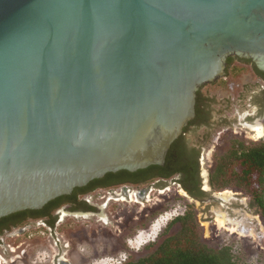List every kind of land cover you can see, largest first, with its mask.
<instances>
[{"label": "water", "instance_id": "1", "mask_svg": "<svg viewBox=\"0 0 264 264\" xmlns=\"http://www.w3.org/2000/svg\"><path fill=\"white\" fill-rule=\"evenodd\" d=\"M231 56L264 71V0H0V219L164 166Z\"/></svg>", "mask_w": 264, "mask_h": 264}, {"label": "flooded vegetation", "instance_id": "2", "mask_svg": "<svg viewBox=\"0 0 264 264\" xmlns=\"http://www.w3.org/2000/svg\"><path fill=\"white\" fill-rule=\"evenodd\" d=\"M230 58L231 63L228 61ZM236 64L252 66L259 78V84L251 87L249 83H245L236 88L230 85L232 89L235 88V96L231 101L223 104L225 100L223 102L216 100L215 111L209 114V108L206 107L204 120L195 122L187 131L190 134L187 135L190 144L185 145V159L190 162L189 164L197 163V185L205 192H210L211 188L210 170L205 169L204 164L213 161V155L212 151L192 135L193 131L202 126L201 134L206 132L212 134L220 128H223L225 134L229 133L232 130L231 125L236 123H229L226 114L234 105L239 108L238 112L247 111L245 119L248 122L254 124L258 121L264 125V71L259 70L249 59L231 56L226 62V75L215 83L225 80L233 68L241 69ZM255 68L263 75H258ZM261 128L264 131V126ZM253 130L257 133V130ZM219 139H222V136H219ZM193 145L196 146V152L191 153L190 147ZM119 172L107 173L104 177L95 179L77 190L75 188L71 194L60 197L58 203L62 205L55 209L44 206L39 209L42 210L40 213L28 212L39 210H26L1 218L0 264H38L39 254L45 252L44 249L53 256L52 264H94L103 258L118 259L121 254H127L125 261L135 258L129 250L134 230L145 225L157 212L156 208H152L155 202L150 204L148 195L154 189L163 191L173 183L179 186L186 196L190 195L177 182L180 175L170 179L162 177L143 179L147 173L132 177L115 175ZM205 175L207 183L204 182ZM214 194L203 201H194L202 205L212 203L219 205L220 200ZM116 205L119 208L116 209ZM140 205L143 206L142 209L137 210L136 207ZM72 220L76 223L89 222L91 226L80 224L74 227L70 225Z\"/></svg>", "mask_w": 264, "mask_h": 264}, {"label": "trees", "instance_id": "3", "mask_svg": "<svg viewBox=\"0 0 264 264\" xmlns=\"http://www.w3.org/2000/svg\"><path fill=\"white\" fill-rule=\"evenodd\" d=\"M228 61L231 63L232 59ZM255 71L258 75H263L257 68ZM202 89L203 87L197 94L196 117L185 128L183 135L172 144L164 166L155 165L135 173L124 170L115 175L132 177L147 173L143 179L155 177L170 179L180 175L177 182L195 201H203L214 192L226 190L242 192L251 197L252 207L264 220V138L249 142L237 137L230 138L228 150L222 154H215V163L209 174L211 191H202L197 185V163L189 164L190 162L185 159V145L190 144L187 131L195 122L204 120L206 107L211 114L217 105L216 97L204 94ZM201 130L202 126H199L192 135L206 146L212 134L209 132L201 134ZM190 148L191 153L196 152V146L193 145ZM60 199L59 197L49 202L45 208L55 209L61 206L62 203H58ZM41 211L28 212L40 213ZM175 225H179L180 228L171 233ZM143 252L142 255L119 264H246L244 251L238 249L233 243H225L217 248L206 243L203 227L197 218L195 202L187 204L182 214L172 218L164 231L157 236V240L143 247Z\"/></svg>", "mask_w": 264, "mask_h": 264}, {"label": "rangeland", "instance_id": "4", "mask_svg": "<svg viewBox=\"0 0 264 264\" xmlns=\"http://www.w3.org/2000/svg\"><path fill=\"white\" fill-rule=\"evenodd\" d=\"M236 65L241 69L233 68L225 80H221L220 83L204 86L202 89L203 93L216 97L218 102H223L225 100L223 102L224 104L225 102H230L235 96L234 90L238 85L249 83V86L254 87L259 84V78H257L252 66L249 65L248 67L243 64ZM230 85H233V87L235 86V88L232 89ZM236 106H231L229 113L226 114L229 118V123H236L233 126L231 125L232 130L225 134L223 128L218 129L217 132L215 131L212 133V137L206 145L209 151H212L213 161H207V163L204 164L205 169L210 170L214 166L215 154H222L228 150V140L230 138L238 137L249 142L258 141L264 137L263 135L255 137L256 132L253 130L255 127H263L264 125L262 126L258 121L254 124L248 122L245 119L247 111L238 112L239 108ZM234 131L238 133L236 134ZM219 136H222V139H219ZM207 181L208 179L205 175L204 182L207 183ZM205 186L209 188L208 185ZM226 191L214 192V195L220 200L219 205L215 203L202 205L186 196L183 190L174 183L169 184V187L163 191L154 189L148 197L150 204L155 202L152 208H156L157 212L145 225L134 230V236H132L129 245L131 249L129 250L135 258L142 255L144 253L143 247L157 240V236L164 231L167 223L172 218L182 214L187 204L195 202L197 218L203 227V237L209 246L217 248L225 243H233L238 249L240 248L244 251L246 264H264V220L256 213L255 208L252 207V199L250 196L235 190H230L234 192L231 196L224 195ZM142 207L143 206L140 205L136 207V209H142ZM115 208H119L118 205H116ZM148 208L151 210L150 207ZM218 216H224V218L229 220L231 225L239 223L238 228L241 230L243 229L248 234L243 236L240 235V232L232 233L226 229H220L216 223ZM80 224L91 226L89 222L76 223L74 220L70 221V225L74 227L80 226ZM97 225L104 224L97 223ZM106 227L104 229H106ZM179 228V225H175L171 233L176 232ZM251 232H253V234L249 236ZM43 251L45 252L41 251L42 254H39L38 264H52L51 260L53 256L51 253L46 249ZM125 255L127 254H121L118 259H111L109 257L103 258L94 264H119L125 261ZM65 257L68 258L69 256Z\"/></svg>", "mask_w": 264, "mask_h": 264}, {"label": "bare ground", "instance_id": "5", "mask_svg": "<svg viewBox=\"0 0 264 264\" xmlns=\"http://www.w3.org/2000/svg\"><path fill=\"white\" fill-rule=\"evenodd\" d=\"M254 129L257 130V133H256L255 137H257V136L260 137V136L263 135L264 131L262 130L261 127H255ZM225 193L226 194H224V195H230V196L234 194V192H232L230 190H227ZM216 223H217V225L219 226L220 229H226V230H228V231H230L232 233H239L240 232V235H243V236H246L248 234L243 229L241 230V229L238 228L239 223L238 224L235 223L234 225H231L229 220L224 218V216L223 217H219L218 216L217 219H216ZM251 234H253V232L249 233V236H251Z\"/></svg>", "mask_w": 264, "mask_h": 264}]
</instances>
